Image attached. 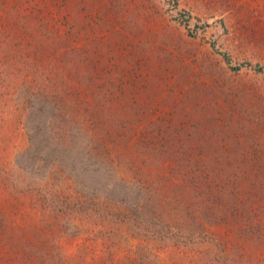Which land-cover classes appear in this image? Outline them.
Listing matches in <instances>:
<instances>
[{
	"label": "rangeland",
	"instance_id": "rangeland-1",
	"mask_svg": "<svg viewBox=\"0 0 264 264\" xmlns=\"http://www.w3.org/2000/svg\"><path fill=\"white\" fill-rule=\"evenodd\" d=\"M0 264H264V0H0Z\"/></svg>",
	"mask_w": 264,
	"mask_h": 264
},
{
	"label": "trees",
	"instance_id": "trees-1",
	"mask_svg": "<svg viewBox=\"0 0 264 264\" xmlns=\"http://www.w3.org/2000/svg\"><path fill=\"white\" fill-rule=\"evenodd\" d=\"M138 217V216H137Z\"/></svg>",
	"mask_w": 264,
	"mask_h": 264
}]
</instances>
